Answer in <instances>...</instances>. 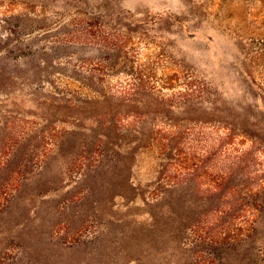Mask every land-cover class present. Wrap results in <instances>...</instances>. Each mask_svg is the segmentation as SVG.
I'll list each match as a JSON object with an SVG mask.
<instances>
[{
	"label": "rangeland",
	"instance_id": "1",
	"mask_svg": "<svg viewBox=\"0 0 264 264\" xmlns=\"http://www.w3.org/2000/svg\"><path fill=\"white\" fill-rule=\"evenodd\" d=\"M0 264H264V0H0Z\"/></svg>",
	"mask_w": 264,
	"mask_h": 264
}]
</instances>
